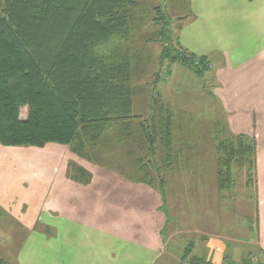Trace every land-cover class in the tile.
<instances>
[{
    "label": "rangeland",
    "instance_id": "374dc122",
    "mask_svg": "<svg viewBox=\"0 0 264 264\" xmlns=\"http://www.w3.org/2000/svg\"><path fill=\"white\" fill-rule=\"evenodd\" d=\"M184 4L185 0H138L133 30L124 43L133 59L132 115L145 118L149 97L159 95L172 117V154L176 157L173 166L162 173L163 147L158 146L151 155L145 143L135 140L117 146L111 135L106 146L101 147L105 154L98 164L77 157L68 146L52 142L43 147L0 145V258L10 264H50L49 251L57 256L60 253L61 258L65 253L61 251L68 250L65 246L87 244L84 238H74V233L64 240L57 224L59 220L54 221L51 216L53 220L46 222L47 212L42 209L47 200L43 197L45 177L61 154L66 163L59 162L56 167L57 171L58 167L65 170L67 180L71 181L69 163L83 167L90 174L88 183L75 182L79 186L86 187L92 180L108 185L107 177L114 174L121 184L141 186L146 199L155 201L156 195L165 219L164 234L170 238L166 247L175 253L169 256L171 259L181 255V264H211L191 256L192 244L209 236L225 239L228 248L234 247V239H241L240 245L246 243L249 252L245 256L248 264H264V256L254 245L253 185L247 187L245 172L234 168L230 187L219 189L220 153L216 148L219 135L223 138L221 131L233 136L242 133L231 131L230 114L221 108L215 96L218 86L209 62L214 67L218 64L208 59L202 74L197 75L179 61L161 60L165 48L184 50L177 40L181 24L187 17ZM155 6H162L168 19L169 41L165 44L159 35L162 26L153 22ZM20 117H25L23 108ZM136 123L134 121V128ZM242 135L253 140L249 134ZM149 177L152 181L145 182ZM118 190L121 191V187ZM105 191L107 196L110 189ZM147 226L153 227L151 222ZM188 242L190 245L186 244Z\"/></svg>",
    "mask_w": 264,
    "mask_h": 264
},
{
    "label": "trees",
    "instance_id": "16d2710c",
    "mask_svg": "<svg viewBox=\"0 0 264 264\" xmlns=\"http://www.w3.org/2000/svg\"><path fill=\"white\" fill-rule=\"evenodd\" d=\"M137 8L138 0H0V145L43 147L52 142L98 164L111 135L117 146L145 143L151 155L163 147L161 170H169L176 158L170 110L157 94L149 97L145 118L132 115L133 59L124 43ZM153 11V22L162 26L159 35L168 43L163 7ZM165 59L179 61L197 75L207 64L185 49L165 48ZM221 134L216 147L219 189L230 187L234 168L245 172L247 187L254 185V140ZM68 169L72 181L89 182L83 167L69 163ZM0 264L10 263L0 258Z\"/></svg>",
    "mask_w": 264,
    "mask_h": 264
},
{
    "label": "crops",
    "instance_id": "0c3cea01",
    "mask_svg": "<svg viewBox=\"0 0 264 264\" xmlns=\"http://www.w3.org/2000/svg\"><path fill=\"white\" fill-rule=\"evenodd\" d=\"M185 8L187 17L177 35L178 43L189 53L218 64L214 67L209 62L218 86L217 101L230 114V129L251 135L255 142L254 245L264 256V0H185ZM65 161L59 154L58 163ZM58 163L50 167L44 180L46 222L58 219L64 240L74 233V238H84L87 244L65 246L68 250L61 249L65 252L61 258L60 253L49 251L50 264L169 263L175 253L166 247L170 238L164 234L165 219L156 195L155 201L148 200L141 186L121 184L114 174L107 177L108 185L92 180L86 187L79 186L65 178L64 169L58 167L57 171ZM104 187L110 189L107 196ZM149 222L153 227L147 226ZM200 240L191 246L193 259L248 264L245 256L249 252L246 243L240 245L241 239H234L232 248L225 239L208 236ZM181 257L170 263L181 264Z\"/></svg>",
    "mask_w": 264,
    "mask_h": 264
}]
</instances>
